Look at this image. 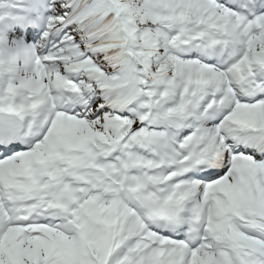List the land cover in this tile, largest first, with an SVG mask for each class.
I'll list each match as a JSON object with an SVG mask.
<instances>
[{"label": "snow or ice", "instance_id": "1", "mask_svg": "<svg viewBox=\"0 0 264 264\" xmlns=\"http://www.w3.org/2000/svg\"><path fill=\"white\" fill-rule=\"evenodd\" d=\"M0 264H264V0H0Z\"/></svg>", "mask_w": 264, "mask_h": 264}]
</instances>
